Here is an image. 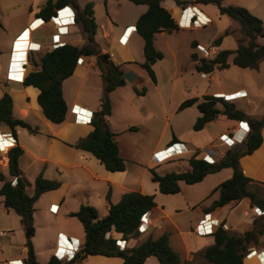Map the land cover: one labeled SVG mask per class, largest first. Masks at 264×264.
I'll return each instance as SVG.
<instances>
[{"label":"trees","instance_id":"trees-1","mask_svg":"<svg viewBox=\"0 0 264 264\" xmlns=\"http://www.w3.org/2000/svg\"><path fill=\"white\" fill-rule=\"evenodd\" d=\"M134 5H145L146 10L135 23V31L143 41L142 63L127 62L138 65L143 69L150 80L155 83L153 65L163 58V54L154 46L156 33H171L178 30L177 22L170 12L161 6L162 0H128ZM176 6L185 4L182 0H172ZM197 4H214L218 14L224 15L238 23L241 38L236 40L234 50L218 49L211 59L198 58L191 54L194 61V70L197 73H211L214 70H223L229 67L228 58L232 56V64L241 69L258 70L259 64L264 59V43L257 42L258 37H264L262 21L253 16L246 9L235 5H221V0H195ZM105 4V0H104ZM65 6L75 10V23L86 35L87 43L81 47L71 44H63L56 48L43 50L39 62H32L38 69L25 74L22 85L31 86L38 90L37 104L42 115L52 125H60L67 114V105L63 97L62 84L69 78L77 65L80 57L96 56L95 64L102 82V92L99 99V109L92 114L90 125L92 130L82 138H79L72 146L75 149L91 154L100 165L109 172H123L126 169L125 160L119 153V147L115 139L116 135L108 126V117L111 115V102L109 94L117 87L125 85V77L120 65L115 64L108 54H104L107 62L97 59L100 54L95 42L97 24L93 16V4L91 2L80 7L77 0H47L36 14L37 17L48 21L56 15V11ZM228 30L223 32L213 41L214 47H219L223 37L230 35ZM196 42H192L194 47ZM136 93L143 95L134 89ZM220 104L222 109H217ZM192 105H196L199 116L196 118L193 131L202 130L206 124L213 122L219 115L232 121H247L249 133L242 144L228 148L223 157L213 163H208L195 155L187 159L188 168L185 171L168 172L157 175L150 169L151 178L157 183L158 191L164 195H174L180 192L179 183L194 185L200 183L207 175L214 174L222 169H230L231 176L222 181L211 193H217L214 200L205 213H211L217 209L227 207L247 199L252 206L264 211V198L259 197L258 191L251 190L248 185L253 182L246 177L239 164V159L252 154L262 142L261 128L264 125V117L251 119L245 112L238 109L233 103L223 97L203 95L201 99L196 97L182 101L177 111H182ZM0 123L5 124L16 137L18 128L25 129L29 134H37V129L26 121L13 116V103L11 96L4 93L0 98ZM136 127H128L127 131H135ZM175 138L173 137V140ZM23 150L18 146L10 148L7 152L9 179L0 173V197L2 205L7 211H13L19 216L20 224L28 237L24 243V264H79L88 256L116 257L122 260V264H144L150 256L156 258L158 264H182L179 254L172 249L169 243V233L164 232L157 238L151 236L142 240L133 247H125L120 250L115 239L108 236L114 232L122 239L137 238V231L143 215L155 208L154 195L142 194L137 191L123 193L115 204L109 202V194L106 195L108 209L106 215L100 217L92 206L80 205L76 212L69 214L81 224L84 240L80 249L69 259H60L52 255L47 262L37 261L30 238L34 234V204L38 198L46 192L57 190L61 183L58 180L47 179L39 173L34 179V188L31 195L26 192L27 181L18 168V160ZM16 178V184L12 185V179ZM263 226L257 230H247L242 235L229 234L221 223L211 235L212 244L206 247L202 257L207 264H243L248 255V245L257 242L258 235H264Z\"/></svg>","mask_w":264,"mask_h":264},{"label":"rangeland","instance_id":"rangeland-1","mask_svg":"<svg viewBox=\"0 0 264 264\" xmlns=\"http://www.w3.org/2000/svg\"><path fill=\"white\" fill-rule=\"evenodd\" d=\"M4 1L9 2L7 0ZM4 1L1 0V2ZM10 1L15 2L14 5L17 7L22 6V9L21 11L15 13L12 17L0 15V64L1 61H3L4 64L3 68L0 69V92L5 84V80L3 81L1 77L5 72V66L10 55L9 50L12 38H9V35L13 29L20 26L24 17L23 14L26 13L29 5L34 7L37 0ZM118 1L120 3V7L117 10L118 12L116 11L115 15L118 26L122 25L124 22L135 23L139 15L146 10V6L134 5L127 0ZM164 2H169L167 4H169L175 18H177L183 10L188 8L185 4L183 6H177L180 8H177V11L175 12L173 9L176 8V5L172 0H164ZM221 5H235L246 9L249 13L262 21L264 29V0H221ZM95 10L97 25L105 26L106 16L104 6L100 4ZM72 11L75 12L74 9H72ZM195 11L193 17L196 19L198 15ZM189 12L192 13L190 8ZM205 13L208 15L210 21L202 28H178V30L173 31L171 35L165 32L156 33L154 35V46L163 54V58L157 61L152 67L156 80V85L154 87H152L150 79L144 70L136 65L123 63L125 56L129 59V61H143L142 40L137 37L136 34L132 35L126 46V51H129L130 55H128L127 52H123L124 56L122 52H119V50L115 49L116 53L113 50L116 63L121 66V69L126 72L129 77H131V73L139 76L140 79L138 84H136V90L139 92L142 89L144 90V94L140 95L136 93L133 86L129 85L121 89H117L114 93L109 94L112 114L108 119V124L110 122L115 129L121 131V134L118 137V144L120 147V155L125 160L126 164L125 179H128V187L131 191H142L144 194L154 195L156 205L163 209L162 213L158 211H154V213L161 216L160 223L162 225V231H166L172 236L177 235L174 225H177L180 231H191L196 223L195 217L196 214H198V207L209 204L210 199L212 200L217 197L216 193L212 194L211 192L227 177V171L219 174H209L201 184L196 185L195 187L182 184V192L178 194L164 195L159 193L157 183L151 178L150 169H153L157 175H163L172 171H182L186 165L181 159L184 156H173L170 159L162 160V162L157 163L159 159L158 152L160 150L153 153L154 143L157 136L161 133L162 136L165 137L170 128L180 132H197L192 129V126L198 116L196 105H192L182 111H175L174 105L179 101L181 95L185 93L188 95H194L196 98L201 99L204 94H212V96L215 97H224L234 105L236 102L238 103V101H243V104H246L247 106L252 104L249 109H245V112L248 115L255 114L259 116V119L264 117V59L259 64L258 70H248L236 67L232 64V56L228 58V68L223 70H214L211 73L205 74V78H202L201 73H197L194 70L193 64L195 62L191 60V54L195 53L198 58L211 59L216 55L218 49L234 50L233 48L237 45L236 40L242 37L238 23L232 21L224 15H219L214 4H208V7L205 9ZM188 18L189 17L183 19V23L187 24ZM131 28L133 31V27ZM103 29L107 28L102 27V30ZM112 29L114 33L117 32L118 34L122 31V28L118 29L116 27H112ZM225 30H228L231 34L223 37L219 47H214L213 41L219 36H222ZM82 34L86 38V35L84 33ZM35 35H37L40 39H46L45 34L41 31L36 32ZM25 37L26 36H23L24 39L21 40H26ZM95 40L100 47L102 46L107 50L110 49L107 46L108 39L101 38V31H97V37ZM192 41L197 42V45L199 46H203L207 50V55H203V53L196 49V46L193 47ZM22 42L25 41L16 43L15 50L20 52L22 51V46H20ZM257 42L259 44L264 43V37H258ZM98 50L100 54H105L100 50V48H98ZM20 52L15 54L16 59L18 57L20 58ZM95 60L96 56H93L91 61L94 63L93 66L96 68ZM29 62L33 65L30 58ZM36 68V66L32 68V71L36 70ZM18 74L19 73L17 72L15 76L13 75V77L17 78ZM142 80H144V82H142ZM240 88H248L249 93L246 97H244L245 100H243V98H237L240 97V94L242 93L246 95V93L241 90L235 91ZM170 91H173L171 99L168 98ZM220 91H222V94L218 93ZM229 92L233 93L227 94ZM158 93H161L162 95L159 97L157 95ZM95 94L94 85L91 83V89L86 90L84 93L82 92L81 98L94 102L97 97V94ZM216 107L219 111L222 109L220 104H217ZM132 111L134 113H141L142 116H154V118L145 123L139 117L136 118L134 114L131 113ZM31 119V121L36 123L38 130L41 132L47 131V128L37 119V117ZM224 123L225 121L218 116L217 119L213 121V125L211 127L212 130L208 133L202 134L201 139L204 138L206 134L210 136V133L212 132H220L224 129ZM128 125L136 126L140 129V131L123 133L122 128L124 129ZM238 125L239 122L237 123L236 129L231 128L225 133L235 139L234 145H237L236 140H241L242 132L239 130ZM1 127L2 125L0 124V128ZM238 131L241 132L240 136H236ZM26 135L27 133H24V136ZM219 136L217 138L219 144L225 149L234 146L232 145L230 147L226 143L220 141ZM205 140L207 139H203V141ZM212 151L214 150L207 149L205 151H195L194 153L198 158H202L204 156L214 158V155H220V153ZM223 152L225 153V151ZM223 152L221 153L222 155H224ZM208 153H214V155ZM253 154L241 157V164L249 165L251 162V159L249 158L254 156ZM25 160L26 159H22L21 161L23 166L27 165V161ZM92 162L93 166L100 170V172H106L104 167L94 158L92 159ZM3 171L5 174H8L7 169ZM40 171L41 169H39V166L36 167V163H34L23 173L21 172L24 179L27 181L26 191L29 195L33 192L34 179ZM51 172L52 177L47 179L58 180L62 183V179L58 177L59 173L55 170H52ZM43 177L45 176L43 175ZM63 179L66 181V176ZM91 185L92 184L90 182L74 183L69 181L67 185L41 195L35 202L33 213L34 234L30 238V241L38 262H47L50 257L49 253L55 255V252H57V248L55 247L56 243H58V230H62L69 235H76L79 237L81 241L79 240L77 243L78 249L81 247L84 235L82 226L76 218L70 216L65 217L63 215V209L69 207L76 212L80 205H88L87 202L93 199L95 207H92L95 208L98 214H101L105 209V201L102 198H97V186L103 187L104 184L102 182L95 183V185H92L94 188H92ZM248 188L258 191L259 197L264 198V184L252 182L248 185ZM62 197L65 202H60ZM192 199L196 200L195 204L189 202ZM52 201L59 204L60 210L55 215L50 217V215H46V211ZM193 206L197 207V209H192ZM234 206L236 207L234 208L232 206L230 211L225 208L221 212L225 215V220L229 221L230 224H225L224 221H218L219 224H223V228H225L229 234L242 235L247 230L259 229L260 225L263 226L262 229L264 230V215L260 216L256 212V209H254L256 206L243 202H241L238 206L237 204ZM9 229L13 232L10 237H0V240L3 243H7V241L10 240L12 243L11 245L16 248L13 252H18L27 239V233L23 230L20 225L19 216L15 213H10ZM159 231L161 230H157L155 233L158 234ZM111 234L114 233L111 232ZM191 234L192 231L189 235ZM145 236L146 235H141V238H129L127 242L131 240L128 244L136 246ZM71 240H73V238H71ZM51 242L54 243L53 246H51ZM208 243H211V239H209ZM62 244L65 245L64 242H62ZM128 244L126 243V247ZM170 246L176 252L178 251L181 257L184 256L181 247L175 242V238L170 239ZM188 247H193L192 241H190ZM206 247L207 245H202L200 250L195 249L194 251H189L188 255L184 257V261L186 262L184 264H206L202 257ZM247 250L248 255L244 259L243 264H259L257 260V253L264 250V235H258L257 242L255 244H249ZM63 251L65 250L63 249ZM17 262H19V264H23L20 259L17 260ZM144 264H158V262L155 257L151 256L147 258Z\"/></svg>","mask_w":264,"mask_h":264},{"label":"crops","instance_id":"crops-1","mask_svg":"<svg viewBox=\"0 0 264 264\" xmlns=\"http://www.w3.org/2000/svg\"><path fill=\"white\" fill-rule=\"evenodd\" d=\"M2 1H4V0H2ZM7 1H9V2H5V1L1 2V0H0V4H2V5H0V15L6 16V17H12V16H14L15 13H17L18 11H21L22 6L17 7L14 5L15 2H11L10 0H7ZM46 1L47 0H37L36 3L34 4V7H32V5H29L26 13L23 14L24 17H23L22 23L20 24V26L18 28L13 29L9 35V38H12L11 45H12L13 40H15L17 36L23 34V32L28 28V25L31 23L32 20L39 18V17H37L36 14L38 13L39 9L43 6V4ZM182 1L185 2V6L188 7V9L189 8L195 9L196 11H199L202 15L208 17V15L205 13V9L208 7V5L194 3L195 0H182ZM77 2H78L80 7H83L85 4H87L89 2H91L93 4V16H94L95 22H96V17H95L96 16V10H95L96 7L100 4H102L104 6L105 16H106L105 17L106 24H105V26H103V25L98 26L97 25L95 39L97 37V31H101V38L108 39L107 46L110 49L107 50L102 46L100 47L96 43L97 47L100 48V50L102 52L108 53L110 56V59L115 64H117V63H116V60H115V57L113 54V50L115 52V49H117V50H119V52H122V53L127 52V54L130 55L129 51H126V46H127L128 42H129V40L133 34H136L137 37H139V35L136 33L135 27H134L136 21H135V23L124 22L122 25L118 26L117 19H116L115 15H116V11L120 7L119 1L118 0H105V4H104V0H77ZM167 3H169V2H167ZM167 3L164 2V0H162L161 6H163L165 9H167L170 12L171 16L174 18V20L178 24L179 16L177 18H175V16L172 13V10L170 9L169 4H167ZM138 6H145V5H138ZM177 8H180V7L176 6V8H174L173 10L176 12ZM190 13L191 12H189V10L184 13V15L180 21L181 24H185V23H183V19L189 17L191 15ZM96 24H97V22H96ZM102 27L103 28L106 27L107 29L102 30ZM112 27H116L118 29L122 28V31L120 32V34H118L117 32L114 33ZM128 27H133V31H131V32L126 31ZM178 28L179 29H181V28L195 29V28H202V27H194V26L190 25L189 27H179L178 26ZM39 31H41V32H43V34H45V38H46L45 40L40 39L39 37H37V35H35L36 32H39ZM82 33L83 32L81 31L79 26H77V24L75 23L74 25L67 26V33L63 34V35H59V40H60V42H63V44L67 43V44H71L74 46L81 47V46L86 44V38L83 36ZM27 34H28V39L30 42H32L35 45L36 44L40 45V49L38 51H31L29 53L30 60H32V62L34 61V62L38 63L40 57L43 54V50L51 47V42H52L51 38L53 35H56V28L53 25V23L48 20V21H45V23L42 26H39L36 30L28 31V33L26 32V34H23V36H26ZM123 34L127 37V41L125 44H120L118 39ZM167 34L171 35L172 32L167 33ZM139 38L141 39V37H139ZM95 42H96V40H95ZM196 45H197V42H196ZM20 46H22V50H24L26 47H28V42L27 41L22 42ZM142 47H143V41H142ZM235 48H233V49H235ZM10 50H11V46H10ZM10 50H9V54H10ZM124 53H123V55H124ZM20 54H21L20 58L18 56L17 57L19 60H22L24 58V52L21 51ZM91 60H92V57H84V56L80 57L79 58L80 62H77V65L75 67L73 74L69 78H67L62 84L63 97H64L66 105H67V114H66V118H65L64 122L61 123L60 125H52L42 115L41 110H40V108L37 104V101H36L37 94H38V90L36 88H33L31 86L24 87L22 85V81H14V82L8 81V80L6 81V70H7V63H8V60H7V63L5 66V72H4V74H2V77H1L3 81L5 80V84L3 85V89L0 92V98L4 93H8L11 96L12 103H13V116L15 118H19V119L26 121L32 127L36 128L38 132H37V134H29L25 129L18 128L16 130V137H14V139L12 141L11 140H5L6 141L5 143L0 144V157H2V161L0 164V173H2L6 177V179H9V175L5 174V172L3 171L6 169L8 170V164H7L8 159L6 157L7 151L4 155V150L6 148H7V150H9L10 148L18 145L23 150V153L19 157V160H18V168H19L20 172H22V173L26 169L31 167V165L36 163V167L39 166V169H41L40 173H42L46 178L52 177V172H51L52 170H55L57 173H59L58 177L60 179H62L61 186L67 185L69 183V181L74 182V183L90 182L92 185H95V183H98V182H102L104 184L103 187L97 186V188H98L97 189L98 190L97 191V198H99V199L102 198L105 201L104 211L101 214H98L100 217H102V216L106 215L107 209H108V201L106 199L107 194H109V202L112 204H115L119 201V199L123 193L129 192V191H131V189L128 187V179H125L126 171H123V172H109V171L100 172V170H98L97 168H95L93 166L92 159L94 157L91 154L84 152V151H81V150H78V149H75L72 146L79 138L85 137L92 130V126L90 125V123L89 124H81V123L75 122V117L70 112V109L72 108V106L76 105L80 108H84L88 111H91L92 114L99 109V99H100L101 92H102V82H101V79L99 76V71L97 68H95L93 66L94 63H92ZM143 60H144V57H143ZM127 62L142 63L143 61H129V59L125 56L123 59V63L128 64ZM3 65H4L3 61H1L0 69L3 68ZM128 65H134V64H128ZM136 66H138V65H136ZM193 66H194V64H193ZM34 67L35 66L31 65L30 62H27L26 66H25L24 75L27 72L32 71V68H34ZM120 68H121V66H120ZM21 72H22V70H21ZM123 73H124V77H125V81H126L125 85L122 87H117L110 94L114 93L117 89H121V88H123L125 86H129V85L133 86V89H136L135 88L136 84H138L139 79H140L139 76L131 73V77H129L126 72L123 71ZM18 77H20V73L18 74L17 78ZM142 82H144V80H142ZM145 82H146V80H145ZM150 82H151L152 87H154L156 85V82L153 83L151 80H150ZM91 83L94 85V90L97 94V97H96L94 102H91V101H88L86 99L81 98L82 92L84 93L86 90L91 89ZM239 90H241L242 92H245L246 96L249 93L248 88H240V89H237L235 91H239ZM235 91H233V92H235ZM172 92L173 91H170L168 94L169 99H171ZM233 92H229L227 94H230ZM218 93L222 94V91H220ZM157 95L160 97V95H162V94L158 93ZM204 95H212V94H204ZM193 97H196V96L183 93V95H181V98L179 99V101L177 103H175V105H174L175 111L177 112V108L182 101H184L188 98H193ZM238 100H242V99H238ZM243 100H245V99H243ZM170 102H169V104H170ZM239 102L240 101H238V103L236 102L235 106L238 109L242 110L243 112H245V109H249L251 107L250 105H252V104H250L249 106H247L246 104H243V101L240 102L241 104ZM131 113H133L136 118L139 117L145 123L151 121L154 118V116H149V115H147L148 117L142 116V114L138 113V112L134 113L132 111ZM111 114H112V110H111ZM148 114H151V113H148ZM245 114L251 119H259V116L255 115V114L248 115L246 112H245ZM198 116H199V113H198ZM35 117H37V119L47 128L46 132H41L40 130H38L36 123L31 121L32 120L31 118H35ZM110 117H111V115L108 117V119ZM219 117L225 121L224 129H222L220 132L219 131L212 132V133H210V136H208L206 134L205 137L202 139H201L202 134L208 133L209 131L212 130L211 127L213 125V122L206 124L202 130L194 132V133L180 132V131H176L173 128H170V130L168 131V134L165 137L162 136V134L160 133L155 140L153 153L163 149L164 147H166L167 145H170V144H174V143L178 144L179 143L178 145H180V146L183 145V148L180 147V148H182V150L179 151L180 155H178V156H184L181 159H182V161H184L186 166L184 167V169L182 171L187 170V168H188L187 159L190 158L191 156L195 155V153H194L195 151L199 152V151H205L207 149H211V150H214L212 152L220 153V155L219 156L214 155V153L213 154L208 153V154L214 155L213 157L216 160L221 159L223 157V155L221 153L223 151H226L227 149H225L223 146H221L219 144V141L217 138L220 134H225L231 128L236 129L237 123L239 121L228 120L222 115H219ZM242 121H245V120H242ZM245 122L247 123V121H245ZM0 124L2 125V127L0 128L1 132L8 131V127L5 124H3V123H0ZM138 124H141V123H138ZM108 126L111 129V131L116 135L115 139H116L117 144H118V137L120 136L121 131H119L118 129H115L110 122H109ZM138 126H141V125H138ZM128 127H136V126H133V125L129 126L128 125L124 129L122 128V130H123L122 132L123 133H130V132H139L140 131V129L137 127H136L135 131H127ZM24 133H27V135L24 136ZM260 133H261V137H262V142H261V145L259 146V148H257L255 150L256 152L254 151L255 153L254 152H253L254 154L252 153L254 156H251L249 158V159H251L250 164L249 165H244V164L242 165L241 159H239V164H240V167L242 169L243 174L246 177L252 179L253 182H257L259 184H264V125L262 126ZM240 134H241V132L238 131L236 133V136H240ZM173 137L175 138L174 140H173ZM203 139H207V140L203 141ZM118 147H119V144H118ZM179 149H177V150H179ZM119 153H120V150H119ZM223 154H224V152H223ZM250 155H246V156H250ZM178 156H176V157H178ZM91 157H93V158H91ZM6 159H7V162H6ZM22 159H26L25 161H27V165L23 166L21 164ZM160 162H162V160L157 161V163H160ZM228 170H229V172H228ZM224 171H227L226 179H228L231 176V170L230 169H222L221 171L214 173V174L223 173ZM64 172H66V173H64ZM65 176L67 179L66 181H64L65 179H63V178H65ZM204 179L200 183H197L194 185H187V186H194L195 187L196 185L201 184L204 181ZM182 184L186 185L182 182L179 183L180 192H182V188H181ZM92 185H91V187L94 188V186H92ZM1 186H2V182L0 181V187ZM140 193L144 194V192H142V191H140ZM43 194H45V193H43ZM216 195H217V193H216ZM59 197H60V195H59ZM216 199H217V197L212 199V200L210 199L209 204L203 205L202 207H198V209H199L198 214H196V217H195L196 223L198 222V220H200L203 217V215L207 214V213H205V209L208 208L210 206V204ZM2 200H3V198L0 197V237H4V236L10 237V235L13 233L9 229L10 213H14V212L5 210L3 208V205H2ZM88 200H90V199H88ZM60 202H65L63 197H62ZM93 202L94 201L92 199L91 201H88L87 204L95 207V205H94L95 203H93ZM189 202H192L193 204H195L196 200L192 199ZM241 202L249 204V201L247 199H243L238 203H233V204L228 205L227 207L217 209V210L211 212L210 213L211 218L216 219V220L221 221V222L224 221L225 224L229 223V221L225 220V218H224L225 215L223 213H221L222 210L226 208L230 211V208L232 206L235 208L236 206H234V205L237 204V206H238L241 204ZM51 205H54L57 207V211L55 213H52L49 211V207ZM192 209L195 210V209H197V207L193 206ZM59 210H60L59 204L57 202L52 201L48 206V210L46 211V215H50V217H52L57 212H59ZM162 210L163 209L161 207L159 208L158 205H156L155 208H153L151 211L147 212L146 218L149 221L150 225L148 226V230L145 233L140 234L137 238H141V235H146L145 237H143L142 240L146 239L149 236H151L152 238H157L162 233L166 232V231H162L163 229L161 228V226H162L160 223L161 216L154 213V211H158V212L162 213ZM72 212H75V210H72L69 207H66V209H63V215L65 217L69 216V214ZM196 223H195V225H196ZM195 225H194V227H195ZM194 227L191 229L193 235L192 234L189 235L191 233V231H189V232L188 231H185V232L180 231L177 225H174V229L177 231L176 232L177 235L172 236L169 233V243H170L171 238H173V239L175 238V242L178 244V246L181 247V250L184 253V256L181 257L180 253L177 251V253L179 254V256L181 258L182 264L186 263L184 261V259H185L184 257H186L188 255L189 251H194L195 249L200 250L201 249L200 247L202 245L209 246L210 244H212V237L211 236H205V237L197 236V234L193 231ZM157 230H161V231H159V233L156 234L155 232ZM154 233H155V236H154ZM115 236H117V234H115ZM71 238H73V240H71ZM209 239H211L210 244L208 243ZM79 240H80L79 237H77L76 235L75 236L69 235L62 230H58L57 231L58 243H56V247H55V248H57V252H55V254L62 259H67V258L72 257L78 250L77 243ZM83 240H84V235H83ZM129 241H131V240H129ZM129 241L127 242V244L129 243ZM190 241L193 242V247H188ZM62 242H64L65 245H63ZM11 244L12 243L10 240L7 241V243L6 242L3 243L0 240V264H10L9 262L17 261L19 259L21 261H23L24 251H25L24 245L21 247V249L18 250V252H13V250H15L16 248L14 246H12ZM53 244L54 243H52L51 246H53ZM127 247H133V244L132 245L128 244ZM63 249L65 251H63ZM49 254H50L49 255L50 257L53 255L51 253H49ZM37 261H38V259H37ZM40 262H43V261H40ZM79 264H122V260L119 258H116V257H104V256L94 255V256H88ZM206 264H207V262H206Z\"/></svg>","mask_w":264,"mask_h":264},{"label":"built area","instance_id":"built-area-1","mask_svg":"<svg viewBox=\"0 0 264 264\" xmlns=\"http://www.w3.org/2000/svg\"><path fill=\"white\" fill-rule=\"evenodd\" d=\"M72 9L70 8V6H65L62 9L57 10L56 15L49 19V21H51L56 28V35H53L51 38V41H52L51 42V48H56L58 46L63 45V42H60V40H59V35L66 34L67 33V26L75 24V20H74L75 12L72 11ZM188 10L189 9L187 8V9L183 10L182 13H180L179 18H178V24H177L179 27H189L190 25H192L194 27H204L205 25H207L209 23L210 20L208 17L202 15L201 13H199V12L195 11V9H193L197 13L198 16H199V14L201 15L203 20H200L199 17H197L195 19L193 17L194 12H192L188 18V23L187 24H181L180 21L184 15V13ZM61 12L64 13V17H62L60 15ZM57 20H60L61 22H58ZM62 20H64V21H62ZM44 23H45V21L42 20L41 18H36V19L32 20L31 23L28 25V28L23 32V34H26V32L28 33V31L36 30L39 26H42ZM126 31L131 32L132 28L128 27ZM23 34L17 36L16 39L13 40V42H12L10 55L8 57V63H7L6 81L7 80L8 81H22L24 76H25L24 71H25L26 63L29 62V53L31 51H38L40 49L39 44L35 45L29 41L28 34L25 37V38H27L26 40H21V39H24ZM126 40H127V37L123 34L120 37L119 42H120V44H124L126 42ZM20 41H27L29 43L28 48L26 47L24 50H22V52H24V58L22 60H19L18 58L16 59V55H15L16 53L20 52V51L15 50L16 43L20 42ZM195 46H196V49H198L201 53H203V55H205V56L207 55L206 54L207 50L203 46H199V45H195ZM212 51H214V50H212ZM77 62H80L79 59ZM21 70H22V72H21ZM17 72L20 73V77H18V78L13 77V75L15 76V74ZM201 77L205 78L206 77L205 73H201ZM240 95L241 96L238 98L244 99V97H246V95L244 93H242ZM236 96H238V95H236ZM70 112L74 115L76 123H81V124H89L90 123V120L92 118V112L91 111H88L84 108H80L76 105H73L72 108L70 109ZM238 126H239V130H241V132H242V135H241V140H236L237 141L236 144H240V143L242 144L244 142V140L246 139L248 133H249V125L246 122L239 121ZM13 139H14V137L12 135V132L9 129H8V131H4V132L0 131V144L5 143L6 142L5 140H11L12 141ZM219 140L226 143L230 147L232 145H234V143H235V139L233 137L226 135V134H221L219 136ZM178 144L177 143L170 144V145L166 146L165 148L161 149L158 152V154H159L158 160H167L173 156L180 155L179 151L182 150L183 145L180 146ZM180 147H182V148H180ZM177 149H179V150H177ZM6 151L8 152L7 148L4 150V155H5ZM6 157H7V153H6ZM7 159H8V157H7ZM7 159H6V162H7ZM202 159L208 163H213L214 161H216L214 158H212L210 156H204V157H202ZM1 161H2V157H0V164H1ZM7 164H8V162H7ZM15 184H16V178H13L12 179V185L14 186ZM254 209H256V212L260 216L264 215V211L261 210L260 208L254 207ZM49 211L52 213H55L57 211V207L54 205H51L49 207ZM146 215H147V213L145 215H143L141 220H140V225L138 226V229H137L139 234L145 233L148 230V226L150 225L149 221L146 218ZM219 225L220 224H219L218 220L210 218V214H205V215H203V217L200 220H198L197 224L195 225L194 232L200 237L209 236L213 233V231ZM114 235H115V233L114 234H111V233L108 234V236H111L112 238L115 239V244L120 250L125 249L127 240L122 239L121 236H119L118 234H117V236H114ZM55 256H57V255L55 254ZM263 257H264V250L257 253V260H258L259 264H264V258ZM58 258H60V257H58ZM60 259H62V258H60ZM67 259H69V258H67ZM9 263L10 264H19V262H17V261H12ZM22 263L24 264L23 261H22Z\"/></svg>","mask_w":264,"mask_h":264},{"label":"water","instance_id":"water-1","mask_svg":"<svg viewBox=\"0 0 264 264\" xmlns=\"http://www.w3.org/2000/svg\"><path fill=\"white\" fill-rule=\"evenodd\" d=\"M97 59H99L101 62H107V58L104 56V54H99ZM26 237H28V234H26Z\"/></svg>","mask_w":264,"mask_h":264},{"label":"bare ground","instance_id":"bare-ground-1","mask_svg":"<svg viewBox=\"0 0 264 264\" xmlns=\"http://www.w3.org/2000/svg\"><path fill=\"white\" fill-rule=\"evenodd\" d=\"M191 11L194 12V10H192V9H191ZM60 15H61L62 17H64V13H63V12H61ZM195 15H196V14H195ZM198 17H199L200 20H203V18L200 16V14H199ZM201 18H202V19H201ZM57 21H58V22H61L60 20H57ZM62 21H64V20H62ZM28 44H29V43H28ZM27 48H28V47H27ZM81 63H82V62H81Z\"/></svg>","mask_w":264,"mask_h":264},{"label":"clouds","instance_id":"clouds-1","mask_svg":"<svg viewBox=\"0 0 264 264\" xmlns=\"http://www.w3.org/2000/svg\"><path fill=\"white\" fill-rule=\"evenodd\" d=\"M224 98V97H223ZM225 99V98H224Z\"/></svg>","mask_w":264,"mask_h":264}]
</instances>
